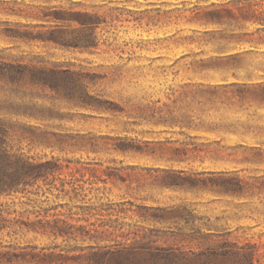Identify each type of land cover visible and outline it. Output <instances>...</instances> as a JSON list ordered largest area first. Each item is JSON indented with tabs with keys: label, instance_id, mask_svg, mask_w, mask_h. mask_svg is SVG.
<instances>
[{
	"label": "rangeland",
	"instance_id": "1",
	"mask_svg": "<svg viewBox=\"0 0 264 264\" xmlns=\"http://www.w3.org/2000/svg\"><path fill=\"white\" fill-rule=\"evenodd\" d=\"M224 1L0 0V59L60 71L0 80V152L50 163L0 194L1 264H264V104L208 85L227 43L193 32L256 29L198 21Z\"/></svg>",
	"mask_w": 264,
	"mask_h": 264
},
{
	"label": "trees",
	"instance_id": "2",
	"mask_svg": "<svg viewBox=\"0 0 264 264\" xmlns=\"http://www.w3.org/2000/svg\"><path fill=\"white\" fill-rule=\"evenodd\" d=\"M264 0H225L224 8H213L203 11H199L196 15L198 21L205 24L213 23L225 25L229 24V21L239 19L241 22H254L258 26L255 30L242 29L241 31H235V29L227 30L226 28H220L216 30L209 29H193V32L200 34L203 38H207L209 41H224L226 45H220L216 51L209 56L206 61H202V67L212 68H225L228 72L221 76L224 81L222 83H208L209 86L222 89H231L239 96L249 97L251 95H259V101L264 104V60L260 63H252V68L249 66V61H255L259 57L264 58V49L261 50V46H264V13L251 12L250 7L255 5H261ZM215 2H212V6H215ZM230 4L240 5V16H235ZM199 9V8H198ZM202 13V14H200ZM200 16V17H199ZM244 28V26H240ZM25 31L16 29L12 31V34L23 35ZM15 36V35H14ZM55 38V37H54ZM193 41L200 40L199 38L191 37ZM82 41H77V44H81ZM238 47V49H228L229 45ZM243 44H248V47H241ZM59 73V70L49 69L46 66H33L22 61H6L0 59V80H7L12 83H19L21 79L30 77L31 79L45 80L48 78V72ZM233 77L234 80L229 78ZM201 85L205 83H200ZM261 96V97H260ZM259 144V143H258ZM258 144L250 145V149L255 151H261ZM246 145L240 143L237 148H244ZM232 154V153H231ZM49 162L35 163L33 160L24 159L17 156H12L8 153L0 152V194L11 193L18 191L21 184H28L38 180L39 178L46 177L49 173ZM185 170H173L170 173L171 178L175 182L185 180V176L182 174ZM215 173V172H212ZM216 174V173H215ZM218 175L228 176L222 184L223 188L227 192H241L244 189L242 180L236 177H230V171L218 172ZM220 180L221 177L215 178ZM191 181V179H188ZM2 215L0 213V224ZM186 255V260L179 264H210L201 263L193 260L192 256ZM184 255V256H185ZM219 253L210 250L204 255L207 259L217 257ZM175 254L168 252L167 258L171 259ZM239 257V251L234 252V258L237 260ZM4 254L0 253V264L3 262ZM252 262V261H251Z\"/></svg>",
	"mask_w": 264,
	"mask_h": 264
}]
</instances>
